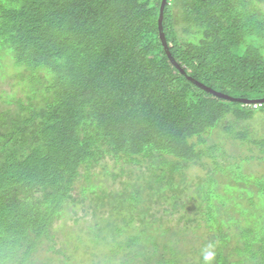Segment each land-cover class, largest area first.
Here are the masks:
<instances>
[{
	"label": "trees",
	"instance_id": "1",
	"mask_svg": "<svg viewBox=\"0 0 264 264\" xmlns=\"http://www.w3.org/2000/svg\"><path fill=\"white\" fill-rule=\"evenodd\" d=\"M161 5L0 0V264H264V104L183 75ZM163 24L190 77L264 99V0Z\"/></svg>",
	"mask_w": 264,
	"mask_h": 264
},
{
	"label": "water",
	"instance_id": "2",
	"mask_svg": "<svg viewBox=\"0 0 264 264\" xmlns=\"http://www.w3.org/2000/svg\"><path fill=\"white\" fill-rule=\"evenodd\" d=\"M168 0H162V5H161V9H160V14H159V28H160V37L164 46V49L169 57V59L171 60L172 64L183 74L185 75L190 81H192L194 84L198 85L199 87H201L202 89L206 90L209 93L215 94L219 97H222L224 99L230 100V101H234V102H240V103H244V104H264V99L262 100H247V99H241V98H236V97H230L228 95H222L216 91H214L213 89L201 84L200 82L196 81L195 79H193L192 77H190L185 70H183V68L176 62V60L174 59V57L172 56L171 52H170V48L168 45V42L166 40L165 37V32H164V14H165V8L167 5Z\"/></svg>",
	"mask_w": 264,
	"mask_h": 264
},
{
	"label": "rangeland",
	"instance_id": "3",
	"mask_svg": "<svg viewBox=\"0 0 264 264\" xmlns=\"http://www.w3.org/2000/svg\"><path fill=\"white\" fill-rule=\"evenodd\" d=\"M4 89L6 90H10L11 87L10 86H3ZM252 126L254 129H256L258 131V135L259 137H264V120H255V121H252ZM255 151H253L252 154H254V156L256 157H259V152L257 149H254ZM252 168L253 170L257 173V174H260L261 172H264V166L262 165V163H258V162H254L252 164ZM196 171V170H195ZM199 172V171H197ZM203 172V171H201ZM69 224H72V221H69Z\"/></svg>",
	"mask_w": 264,
	"mask_h": 264
},
{
	"label": "clouds",
	"instance_id": "4",
	"mask_svg": "<svg viewBox=\"0 0 264 264\" xmlns=\"http://www.w3.org/2000/svg\"><path fill=\"white\" fill-rule=\"evenodd\" d=\"M210 259H211V256H210V255H206V256H205V260H206V261H208V260H210Z\"/></svg>",
	"mask_w": 264,
	"mask_h": 264
}]
</instances>
